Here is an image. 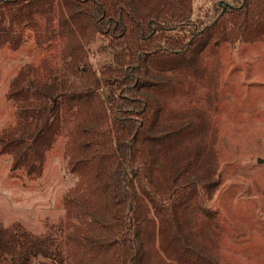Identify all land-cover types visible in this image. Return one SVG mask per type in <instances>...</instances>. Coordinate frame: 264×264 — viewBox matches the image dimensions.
<instances>
[{"label":"trees","instance_id":"16d2710c","mask_svg":"<svg viewBox=\"0 0 264 264\" xmlns=\"http://www.w3.org/2000/svg\"><path fill=\"white\" fill-rule=\"evenodd\" d=\"M197 1L0 0V50L32 35L38 49L11 81L14 119L0 154L19 180L38 181L47 153L67 139L79 178L65 201L69 221L78 220L74 261L1 227L0 261L219 264L208 204L217 189L218 77L209 61L223 42L264 39V0H202L204 14Z\"/></svg>","mask_w":264,"mask_h":264},{"label":"rangeland","instance_id":"374dc122","mask_svg":"<svg viewBox=\"0 0 264 264\" xmlns=\"http://www.w3.org/2000/svg\"><path fill=\"white\" fill-rule=\"evenodd\" d=\"M207 6L199 0L195 9L204 14ZM45 26L43 21L41 31ZM34 42L32 35L17 50H0V134L14 119L7 95L11 81L38 59ZM63 42L53 45L59 62L55 72L61 75L67 63ZM209 67L218 77V108L211 117L217 189L208 203L218 218L215 255L219 264H264V39L223 42ZM72 122L66 124L67 137ZM67 143L59 139L47 153L38 181L19 180L11 173V159L0 154V227L23 238H39V245L48 247L56 259L70 263L77 247L73 223L78 220L69 221L65 201L75 197L79 178L70 172ZM155 220L158 226L160 219ZM0 264H19V258L8 257Z\"/></svg>","mask_w":264,"mask_h":264},{"label":"water","instance_id":"95a60500","mask_svg":"<svg viewBox=\"0 0 264 264\" xmlns=\"http://www.w3.org/2000/svg\"><path fill=\"white\" fill-rule=\"evenodd\" d=\"M258 161H259V163H262V160L261 159H259Z\"/></svg>","mask_w":264,"mask_h":264}]
</instances>
